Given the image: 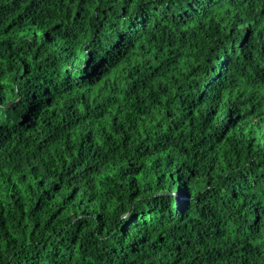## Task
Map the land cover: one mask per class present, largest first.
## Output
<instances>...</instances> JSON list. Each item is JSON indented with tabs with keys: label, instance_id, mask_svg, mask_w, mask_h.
I'll list each match as a JSON object with an SVG mask.
<instances>
[{
	"label": "clouds",
	"instance_id": "obj_1",
	"mask_svg": "<svg viewBox=\"0 0 264 264\" xmlns=\"http://www.w3.org/2000/svg\"><path fill=\"white\" fill-rule=\"evenodd\" d=\"M0 264H264V0H0Z\"/></svg>",
	"mask_w": 264,
	"mask_h": 264
}]
</instances>
